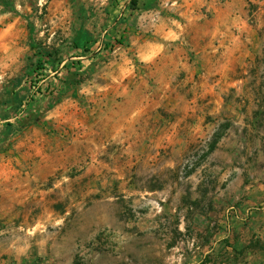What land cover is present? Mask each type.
<instances>
[{
	"label": "rangeland",
	"instance_id": "374dc122",
	"mask_svg": "<svg viewBox=\"0 0 264 264\" xmlns=\"http://www.w3.org/2000/svg\"><path fill=\"white\" fill-rule=\"evenodd\" d=\"M113 1L0 0L11 233L32 264H264V0H158L126 26Z\"/></svg>",
	"mask_w": 264,
	"mask_h": 264
},
{
	"label": "crops",
	"instance_id": "0c3cea01",
	"mask_svg": "<svg viewBox=\"0 0 264 264\" xmlns=\"http://www.w3.org/2000/svg\"><path fill=\"white\" fill-rule=\"evenodd\" d=\"M134 1L136 4H134ZM158 2V0H114L113 3L117 5V9L115 10V18L117 19V23L123 24V25H130L131 23L138 24L139 17L142 18L144 16V13L140 14L141 8L150 6L152 4L153 6L155 3ZM207 4H209L210 8L216 9V12H225L226 10L230 9L233 5V2L235 0H223L224 5L218 6L217 0H210ZM244 1V0H241ZM178 2L181 3V7L185 6H194L195 4H204L207 0H178ZM154 3V4H153ZM198 6V5H197ZM225 8V9H224ZM230 13V12H229ZM153 16V13H151ZM231 15V14H230ZM146 16H149V12H146ZM137 19V20H136ZM142 24V22H140ZM123 26V29L124 27ZM122 29V30H123ZM84 32L88 35V33L84 30H80L77 34V37L75 41L77 40L78 36L81 35V33ZM125 33V32H123ZM91 37V36H90ZM91 40L93 41V37H91ZM114 41H118V39H114ZM75 43V42H74ZM93 45V43H92ZM92 45L90 46L91 48ZM0 47H2L1 40H0ZM90 51V50H89ZM89 51H85L83 48H75L74 47V53L76 59H84L86 56L90 53ZM36 53V51H35ZM35 57V54H34ZM36 63L37 58L35 57ZM35 63V64H36ZM34 64V65H35ZM51 58H50V64L48 65V69L46 73V76L38 77L37 79H33L34 81H38V83H34V88H40V83L46 82L49 78L50 68H51ZM34 68V66H33ZM69 68V67H68ZM33 70V69H32ZM31 70V71H32ZM26 86H29L30 89H33L31 82L27 79V76L25 78ZM41 99L33 101L34 103L30 105L29 110L35 115L39 116L45 109V105L49 100V94L50 92H43L41 90ZM11 95H13V99L17 97H22L23 95H17L15 91H11ZM15 100V99H14ZM2 113L1 109V102H0V114ZM29 114V113H28ZM28 114L26 112H22L20 117L22 119L28 118ZM20 163L17 161H13L10 159H5L0 156V264H32L34 263L35 257L30 251V245H24L23 240L18 234H12V230L14 228L13 225L16 224V220L20 217H24L26 212L28 211H18V208L15 207L16 200L12 197V201L10 206H8L9 199L5 198L6 193L5 190L8 189V182L10 180H13V177L10 174L14 173V169H16L19 166ZM261 189H257L258 195H255L257 199L262 201L264 200V185L259 187ZM260 190V191H259ZM20 195H16L18 198ZM252 196V195H251ZM253 198V197H252ZM23 200V198H22ZM15 201V203H14ZM24 225V222L21 223V226ZM24 227V226H23ZM20 227V228H23ZM9 233V234H7ZM26 260V261H25Z\"/></svg>",
	"mask_w": 264,
	"mask_h": 264
},
{
	"label": "trees",
	"instance_id": "16d2710c",
	"mask_svg": "<svg viewBox=\"0 0 264 264\" xmlns=\"http://www.w3.org/2000/svg\"><path fill=\"white\" fill-rule=\"evenodd\" d=\"M134 4H136L135 1H134ZM30 32L32 34L34 30L31 28ZM116 42H119V41H116ZM92 43L93 41L91 40V37L87 35L86 33L82 32L81 35L78 36L77 40L75 41L74 47L78 49L83 48L85 51H89V48L92 45ZM107 46H109V48L107 49H110L111 47L113 48V46L111 45H107ZM33 50H36V48L33 47ZM35 57L37 58V63L34 65L33 70L27 74V79L31 82V85L33 88L35 87L34 83H38V81H34L33 79H37L38 77H41V76H46L45 72H47L48 65L50 64V58H52L51 55L42 53V52H36ZM14 99L16 101H20L21 97L19 98L16 96Z\"/></svg>",
	"mask_w": 264,
	"mask_h": 264
}]
</instances>
